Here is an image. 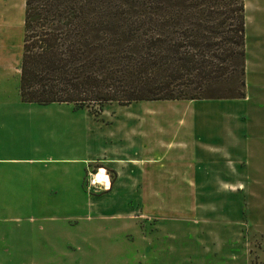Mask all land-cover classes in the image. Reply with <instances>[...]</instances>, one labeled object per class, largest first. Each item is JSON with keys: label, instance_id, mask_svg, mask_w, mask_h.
<instances>
[{"label": "rangeland", "instance_id": "374dc122", "mask_svg": "<svg viewBox=\"0 0 264 264\" xmlns=\"http://www.w3.org/2000/svg\"><path fill=\"white\" fill-rule=\"evenodd\" d=\"M24 1L0 0V58L11 64L21 58ZM245 3L243 98L75 108L22 103L16 78L0 85L9 105H24L0 115L19 130L4 144L9 152L81 156L80 164L0 165L18 179L6 188L20 190L0 196V255L20 258L12 264H264V0ZM57 143L69 152L48 151ZM131 143L150 160L105 161L122 159ZM98 165L111 187L96 184Z\"/></svg>", "mask_w": 264, "mask_h": 264}, {"label": "trees", "instance_id": "16d2710c", "mask_svg": "<svg viewBox=\"0 0 264 264\" xmlns=\"http://www.w3.org/2000/svg\"><path fill=\"white\" fill-rule=\"evenodd\" d=\"M19 96L75 108L243 98L244 0H25Z\"/></svg>", "mask_w": 264, "mask_h": 264}, {"label": "crops", "instance_id": "0c3cea01", "mask_svg": "<svg viewBox=\"0 0 264 264\" xmlns=\"http://www.w3.org/2000/svg\"><path fill=\"white\" fill-rule=\"evenodd\" d=\"M246 6H247V3H245V9H246ZM246 21H247V17L245 19V23H246ZM245 30H246V26H245ZM245 56H246V50H245ZM11 78H16L18 80L20 79V61L16 64H11L9 62H6L4 60V58H0V85L2 83H4L7 79H11ZM18 92H19V82H18ZM5 98H6V94L4 92H0V115H3L4 113H7V112L12 113V112L19 111V108L16 107L17 104H18V106H24V105L16 103V102L10 103V105H9L4 100ZM19 98H20V96H19ZM22 103L30 104V105L36 104V103H27V102H22ZM50 104H52V103H50ZM46 105H48V104H46ZM23 109H28V111L34 112V113H37L40 110L38 107H30V108H23ZM15 132H19V130H14L11 127H7V126L0 124V165H3V164L18 165V164H24V163L37 164V163L44 161V160H51V161H58V162L73 161V162H79V164L81 163V156H73L72 158H70V157H50V156L44 157L42 155H37V154L27 156V155L16 154L14 151H12L13 148H11L10 149L11 151L9 152L7 147L4 144L6 142H13L16 140ZM58 137H62V136L60 134H58ZM64 144L65 143H62V144L57 143L56 145L53 144L50 148H48V151L53 150L56 154H60V152H67L68 153L69 150L67 148V145L64 148ZM133 147H134L133 143L130 144V147L126 146V152H125L124 156L122 155V157H123L122 159H120L119 156H111V157H104V158H106L105 161L107 163L115 164V165H119L120 163H122L124 161L130 165H138L142 161L145 162V161L150 160L149 157H144L145 158L144 159V158L136 156L133 153ZM79 149H80L79 145L73 146V152L75 154H77L79 152ZM220 149H217V150L221 151L222 149L221 150ZM130 150L132 151L131 154L127 155L126 153L127 152L129 153ZM34 152L43 153L44 149H42V148L38 149V147H34ZM143 154L149 155V148L147 145L146 146L143 145ZM87 159H89V158H84L83 160L86 161ZM101 168L104 169L105 174L107 175V178L109 181V185L111 187L113 183L110 180V176L108 175V170L105 168V166L98 165V167L93 171L94 176H96L98 174V172ZM113 171H114L115 180H116V178L118 179L120 176V170L117 166H115L113 168ZM73 180H74L73 187L74 188L80 187V183H81L80 170L75 171V173L73 175ZM17 181H18V179L16 177L4 175L0 171V196L6 195V194H11V195L19 194L20 193L19 189H16V188L8 189V188H6V186L8 184L18 185ZM104 183H105V181H100L99 183L96 181V184L99 185L100 187H101V184H104ZM58 185L59 184H56V186H58ZM36 192H37V187L35 189H30V190L26 191V193L30 194V195H32V193H36ZM6 256L7 255H0V264H12L16 260L20 261V258L9 257V256L6 257Z\"/></svg>", "mask_w": 264, "mask_h": 264}]
</instances>
